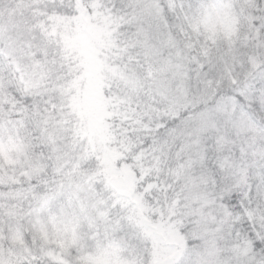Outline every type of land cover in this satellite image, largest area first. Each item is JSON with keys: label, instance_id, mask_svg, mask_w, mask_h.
Returning a JSON list of instances; mask_svg holds the SVG:
<instances>
[{"label": "snow or ice", "instance_id": "6c2138e0", "mask_svg": "<svg viewBox=\"0 0 264 264\" xmlns=\"http://www.w3.org/2000/svg\"><path fill=\"white\" fill-rule=\"evenodd\" d=\"M0 264H264V0H0Z\"/></svg>", "mask_w": 264, "mask_h": 264}]
</instances>
